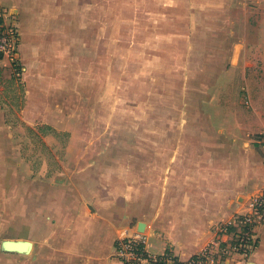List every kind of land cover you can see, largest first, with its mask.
<instances>
[{
  "label": "crops",
  "instance_id": "obj_1",
  "mask_svg": "<svg viewBox=\"0 0 264 264\" xmlns=\"http://www.w3.org/2000/svg\"><path fill=\"white\" fill-rule=\"evenodd\" d=\"M234 4L257 6L262 14L254 17H264V0ZM0 5L16 16L24 85L19 111L0 101V264H118L115 241L137 234L152 253L168 250L184 262L215 239L219 223L248 211L249 199L264 189V159L253 139L264 116L217 105L156 125L154 138L130 139L124 154L108 148L107 158L78 159L81 168L72 173L66 160L56 172L46 170L43 158L36 172L35 158L21 153L19 125L7 118L67 131V102L82 100L84 0ZM11 72L0 59V80ZM255 230L248 255L233 252L224 264H264V224ZM4 240L29 246L5 250Z\"/></svg>",
  "mask_w": 264,
  "mask_h": 264
},
{
  "label": "rangeland",
  "instance_id": "obj_2",
  "mask_svg": "<svg viewBox=\"0 0 264 264\" xmlns=\"http://www.w3.org/2000/svg\"><path fill=\"white\" fill-rule=\"evenodd\" d=\"M236 1L84 0L82 100L67 102L69 124L60 134L47 122L7 118L20 127L21 153L35 158L36 172L46 158V170L56 172L66 160L72 173L81 168L78 159L107 158L108 148L124 154L127 141L154 138L156 125L175 124L180 115L217 105L264 116V17H254L262 14L257 6ZM0 59L12 71L0 80V101L19 111L22 69L15 75ZM262 131L264 125L253 139L264 159Z\"/></svg>",
  "mask_w": 264,
  "mask_h": 264
},
{
  "label": "built area",
  "instance_id": "obj_3",
  "mask_svg": "<svg viewBox=\"0 0 264 264\" xmlns=\"http://www.w3.org/2000/svg\"><path fill=\"white\" fill-rule=\"evenodd\" d=\"M18 45L15 15L0 9V55L10 61L15 75L20 74L21 68L17 59ZM260 143L264 147V131L261 132ZM248 208L247 212L236 213L219 223L215 228V239L184 262H178L168 250L152 253L147 247L146 236L137 234L115 241L118 264H224L233 252L247 256L257 242L256 227L264 224V189L249 199Z\"/></svg>",
  "mask_w": 264,
  "mask_h": 264
},
{
  "label": "water",
  "instance_id": "obj_4",
  "mask_svg": "<svg viewBox=\"0 0 264 264\" xmlns=\"http://www.w3.org/2000/svg\"><path fill=\"white\" fill-rule=\"evenodd\" d=\"M28 246H29V244L26 241L4 240L2 242V248L5 250L19 249L21 251H26Z\"/></svg>",
  "mask_w": 264,
  "mask_h": 264
},
{
  "label": "trees",
  "instance_id": "obj_5",
  "mask_svg": "<svg viewBox=\"0 0 264 264\" xmlns=\"http://www.w3.org/2000/svg\"><path fill=\"white\" fill-rule=\"evenodd\" d=\"M0 57H1V55H0Z\"/></svg>",
  "mask_w": 264,
  "mask_h": 264
}]
</instances>
